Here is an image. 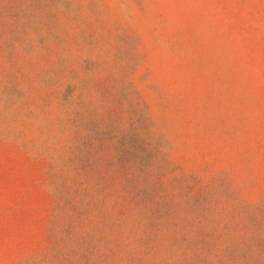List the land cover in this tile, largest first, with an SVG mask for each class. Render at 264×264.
<instances>
[{
  "label": "rangeland",
  "instance_id": "rangeland-1",
  "mask_svg": "<svg viewBox=\"0 0 264 264\" xmlns=\"http://www.w3.org/2000/svg\"><path fill=\"white\" fill-rule=\"evenodd\" d=\"M0 264H264V0H0Z\"/></svg>",
  "mask_w": 264,
  "mask_h": 264
}]
</instances>
